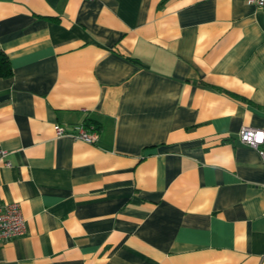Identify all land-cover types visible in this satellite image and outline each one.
Listing matches in <instances>:
<instances>
[{"label":"crops","instance_id":"1","mask_svg":"<svg viewBox=\"0 0 264 264\" xmlns=\"http://www.w3.org/2000/svg\"><path fill=\"white\" fill-rule=\"evenodd\" d=\"M0 50V264H264V7L0 0Z\"/></svg>","mask_w":264,"mask_h":264},{"label":"built area","instance_id":"2","mask_svg":"<svg viewBox=\"0 0 264 264\" xmlns=\"http://www.w3.org/2000/svg\"><path fill=\"white\" fill-rule=\"evenodd\" d=\"M249 4L264 7V0H248ZM57 136L69 135L74 140L95 144L99 133L95 126L81 124L68 131L61 125L55 126ZM240 141L258 151L264 166V129L244 127L239 134ZM0 154L5 155L0 151ZM264 187V185H263ZM25 232V221L17 203L0 202V242L20 236Z\"/></svg>","mask_w":264,"mask_h":264},{"label":"trees","instance_id":"3","mask_svg":"<svg viewBox=\"0 0 264 264\" xmlns=\"http://www.w3.org/2000/svg\"><path fill=\"white\" fill-rule=\"evenodd\" d=\"M13 75L10 59L8 55L0 50V78H8Z\"/></svg>","mask_w":264,"mask_h":264}]
</instances>
